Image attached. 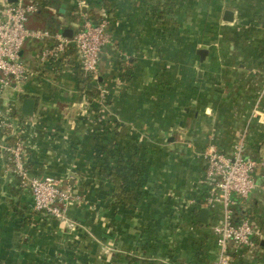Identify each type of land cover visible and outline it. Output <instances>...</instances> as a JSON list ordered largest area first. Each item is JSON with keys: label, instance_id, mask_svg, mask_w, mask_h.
<instances>
[{"label": "crops", "instance_id": "0c3cea01", "mask_svg": "<svg viewBox=\"0 0 264 264\" xmlns=\"http://www.w3.org/2000/svg\"><path fill=\"white\" fill-rule=\"evenodd\" d=\"M82 1L63 0L51 7L53 17L39 10L29 27L53 24L54 32L75 34L87 20H106L110 41L98 83L83 75L73 44L63 58L43 62L47 43L29 40L21 53L29 80L0 92V107L22 129L31 174L61 178L80 200L70 204L68 220L36 211L0 148L1 260L213 264L218 245L210 226L222 215L209 210L200 222L202 208L190 202L212 189L209 146L231 152L244 137L246 154L264 159V0H176L173 13L170 0ZM227 10L233 22L224 20ZM200 47L208 50L203 60ZM26 98L35 100L32 115L23 112ZM0 140L16 138L2 131ZM140 156L151 169L147 197L130 208L110 205L112 169ZM256 184L234 206L238 220L253 224L256 247L231 242L230 264H264V167Z\"/></svg>", "mask_w": 264, "mask_h": 264}, {"label": "built area", "instance_id": "2783aa9c", "mask_svg": "<svg viewBox=\"0 0 264 264\" xmlns=\"http://www.w3.org/2000/svg\"><path fill=\"white\" fill-rule=\"evenodd\" d=\"M85 3L83 0L81 5ZM38 11L39 6L32 0H18L15 3L4 0V6L0 9V92L9 88L20 90L29 80L30 71L21 56L29 40L47 43L41 54L43 62L63 58L73 44L82 59L83 75L98 83L101 54L110 41L107 21L94 24L87 20L71 38L61 31L30 28V18ZM103 93L104 90L100 88L99 99L104 96ZM2 131H9L16 138L12 144L0 140V148L6 154V169L17 176L23 188L30 191L34 209L58 220H68L69 206L79 201L80 196L65 189L63 180L59 177L31 174L26 162L28 146L21 137L20 124L0 107V132ZM204 157L207 163L206 178L212 189L202 201H192L190 204L211 211L219 208L222 221L210 226L218 245L217 258L213 264H230L231 242L239 247H256L253 224L249 218L238 220L234 206L247 199L257 187L256 173L259 167H264V159H254L246 154L244 137L234 144L231 152L219 151L215 145H211Z\"/></svg>", "mask_w": 264, "mask_h": 264}, {"label": "trees", "instance_id": "16d2710c", "mask_svg": "<svg viewBox=\"0 0 264 264\" xmlns=\"http://www.w3.org/2000/svg\"><path fill=\"white\" fill-rule=\"evenodd\" d=\"M62 1L63 0H32V2L39 6L40 13H47L48 15L51 13V7L58 6ZM175 4L176 0L169 1L168 6L172 13ZM50 16L52 15L50 14ZM49 28L51 30L55 29L53 24L50 25ZM148 168L149 163L144 160L143 156H140L138 161H136L134 157L128 159L124 158V160L120 159V164L112 169L110 175L114 184L107 196L110 205L130 208L138 205L142 199H145L148 195L147 187L151 181V169L148 171Z\"/></svg>", "mask_w": 264, "mask_h": 264}, {"label": "water", "instance_id": "95a60500", "mask_svg": "<svg viewBox=\"0 0 264 264\" xmlns=\"http://www.w3.org/2000/svg\"><path fill=\"white\" fill-rule=\"evenodd\" d=\"M10 3H15L18 2V0H8ZM65 7V5H63ZM63 12V9L61 10ZM224 20L227 22H233L234 21V12L231 10H227L225 12ZM63 34L67 37H73L74 36V31L73 29H65L63 31ZM198 54L200 55L201 59H205V57L208 54V50L204 48H199L198 49ZM34 106H35V100L32 98H26L24 101L23 105V112L25 115H32L34 111ZM209 209L208 208H202L200 210L199 214V220L200 222L207 223L209 219Z\"/></svg>", "mask_w": 264, "mask_h": 264}, {"label": "rangeland", "instance_id": "374dc122", "mask_svg": "<svg viewBox=\"0 0 264 264\" xmlns=\"http://www.w3.org/2000/svg\"><path fill=\"white\" fill-rule=\"evenodd\" d=\"M146 161V160H145ZM20 183V182H19ZM5 252L3 251V250H0V264H3V261L1 260L2 258H3V254H4ZM15 256V252H11V254L8 256V257H14Z\"/></svg>", "mask_w": 264, "mask_h": 264}]
</instances>
